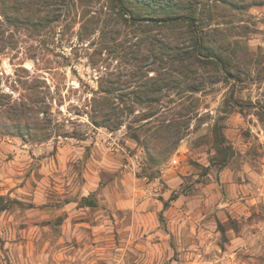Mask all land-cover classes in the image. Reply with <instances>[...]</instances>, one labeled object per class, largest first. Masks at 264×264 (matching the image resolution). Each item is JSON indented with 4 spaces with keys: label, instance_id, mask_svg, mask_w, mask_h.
I'll use <instances>...</instances> for the list:
<instances>
[{
    "label": "rangeland",
    "instance_id": "374dc122",
    "mask_svg": "<svg viewBox=\"0 0 264 264\" xmlns=\"http://www.w3.org/2000/svg\"><path fill=\"white\" fill-rule=\"evenodd\" d=\"M17 1L0 0V90L38 81L53 121L46 141L0 128V264H264V0H177L155 14L196 30L148 32L115 0ZM103 104L121 125L93 122Z\"/></svg>",
    "mask_w": 264,
    "mask_h": 264
},
{
    "label": "trees",
    "instance_id": "16d2710c",
    "mask_svg": "<svg viewBox=\"0 0 264 264\" xmlns=\"http://www.w3.org/2000/svg\"><path fill=\"white\" fill-rule=\"evenodd\" d=\"M115 1L118 7V14L124 17V19L128 22V25L141 28H150L151 26L156 25H170L180 22H187L192 31L196 30V23L194 22V17L192 16H161L159 14H155L159 13L160 11H164L165 9H170L172 6H175L178 3L177 0H148L146 2H143V0H134V3L140 5L144 4L146 5L145 7H148V9H150V12H152V14L147 13L146 15L129 9L125 5V0ZM2 3L3 1L1 2V4ZM4 3L8 7L14 4L16 5L17 3H19V1L14 0L10 2V0H4ZM14 7L15 6H12V8ZM149 28L145 30V32H148ZM153 38L154 37H148L146 40H148L150 43H154ZM161 44L162 51H160V54L162 53L163 56L166 55V62H164V65L169 66L170 69L171 64H169V62L167 61L172 60L173 62H176L177 59H180L178 56L179 54H185L186 58L190 60L197 58V55H201L203 51L207 49L204 43H202L201 39L199 38L194 41V46L192 48L191 45L185 46L182 48L181 53L179 54L175 51V49H181L180 46H177V43L174 44L171 40H164L161 41ZM152 51L154 50H150V52ZM213 55L217 57L215 59L221 65V67H224V58L220 54H216L215 52ZM191 62L192 61L190 60V63ZM37 82L28 83L27 81H25L24 85L27 91L21 94L19 100L13 99L11 96L5 94L4 92H1L0 90V128L16 132L17 135L24 140L29 138L38 141H46L50 138V134L52 132V128L50 129V127L52 126L51 124L53 119L51 116H49V111L46 108L47 103H45V98L39 89L40 84ZM110 82V85L114 86V81L110 80ZM112 89L113 88L111 87L109 89L101 88V91L111 92ZM190 89L191 90L189 91H193L194 88ZM139 98L141 99L143 97L140 96ZM118 110L119 109L117 106L103 104L100 109H95V114L92 115V120L95 124H99L98 118L101 117L107 124L113 125L115 123L121 125L122 123L120 122H113L118 120L119 115L116 114L117 112H119ZM107 124L105 125L107 126ZM166 131V134H162V132H160L159 130V132L151 137V139L148 141V144H145V148H147L148 154L151 152L152 148L156 149L153 154H150L151 157L156 161L162 160L165 155L172 152L173 149L177 147L178 142L182 138L180 130H177L175 126L173 127V130H171V132H169L168 130ZM133 137L137 141L140 140L137 133H134ZM162 150H166V152H162ZM85 199L87 205L92 206L96 203L95 198L90 197Z\"/></svg>",
    "mask_w": 264,
    "mask_h": 264
}]
</instances>
